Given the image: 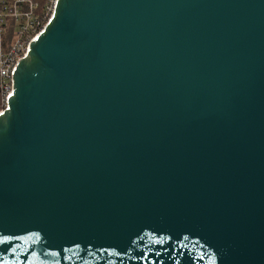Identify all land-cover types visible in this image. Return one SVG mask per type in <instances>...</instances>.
Here are the masks:
<instances>
[{
    "label": "water",
    "instance_id": "obj_1",
    "mask_svg": "<svg viewBox=\"0 0 264 264\" xmlns=\"http://www.w3.org/2000/svg\"><path fill=\"white\" fill-rule=\"evenodd\" d=\"M0 264H264V0H56L0 112Z\"/></svg>",
    "mask_w": 264,
    "mask_h": 264
},
{
    "label": "built area",
    "instance_id": "obj_2",
    "mask_svg": "<svg viewBox=\"0 0 264 264\" xmlns=\"http://www.w3.org/2000/svg\"><path fill=\"white\" fill-rule=\"evenodd\" d=\"M56 0H48L42 14L35 13L34 0H0V112L13 90V71L23 58L31 41L45 27L51 17ZM13 23V34L6 38V28Z\"/></svg>",
    "mask_w": 264,
    "mask_h": 264
},
{
    "label": "trees",
    "instance_id": "obj_3",
    "mask_svg": "<svg viewBox=\"0 0 264 264\" xmlns=\"http://www.w3.org/2000/svg\"><path fill=\"white\" fill-rule=\"evenodd\" d=\"M34 1L37 4L35 13L38 14V15L42 14V12H43V10L45 8V5H46L48 0H34ZM12 34H13V23L9 22V24L7 25V28H6V38H7V40H10Z\"/></svg>",
    "mask_w": 264,
    "mask_h": 264
}]
</instances>
